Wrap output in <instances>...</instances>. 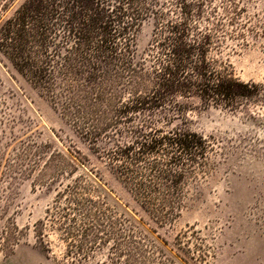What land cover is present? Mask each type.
Wrapping results in <instances>:
<instances>
[{"label":"trees","instance_id":"obj_1","mask_svg":"<svg viewBox=\"0 0 264 264\" xmlns=\"http://www.w3.org/2000/svg\"><path fill=\"white\" fill-rule=\"evenodd\" d=\"M238 1L0 0V55L60 105L143 209L170 219L209 147L202 135L173 125L184 114L179 100L234 110L260 88L219 58L229 40L245 41ZM149 18L153 36L137 54L136 37ZM76 171L57 187L48 211L71 255L86 257L112 242L102 264H140L94 181Z\"/></svg>","mask_w":264,"mask_h":264},{"label":"rangeland","instance_id":"obj_2","mask_svg":"<svg viewBox=\"0 0 264 264\" xmlns=\"http://www.w3.org/2000/svg\"><path fill=\"white\" fill-rule=\"evenodd\" d=\"M224 1L213 3L222 7ZM238 3L245 41L229 40L219 58L240 81L260 88L234 110L179 100L184 114L173 125L202 135L209 147L185 182V203L170 219L143 209L60 105L0 55V264L108 261L112 242L76 258L63 230L48 220L57 187L70 181L73 166L76 175L91 177L107 216L131 235L136 263L264 264V0ZM154 26L153 18L143 21L137 54L148 47Z\"/></svg>","mask_w":264,"mask_h":264}]
</instances>
